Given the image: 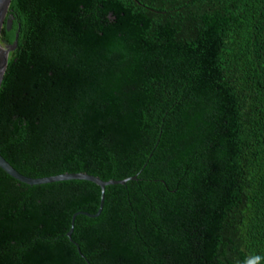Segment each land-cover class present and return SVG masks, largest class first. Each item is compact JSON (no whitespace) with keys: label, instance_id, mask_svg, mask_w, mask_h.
<instances>
[{"label":"trees","instance_id":"16d2710c","mask_svg":"<svg viewBox=\"0 0 264 264\" xmlns=\"http://www.w3.org/2000/svg\"><path fill=\"white\" fill-rule=\"evenodd\" d=\"M0 264H264V0H11ZM72 229L71 238L67 234Z\"/></svg>","mask_w":264,"mask_h":264},{"label":"water","instance_id":"95a60500","mask_svg":"<svg viewBox=\"0 0 264 264\" xmlns=\"http://www.w3.org/2000/svg\"><path fill=\"white\" fill-rule=\"evenodd\" d=\"M11 0H0V85L7 67V63L9 60V56L15 50L17 45V36L15 38V34L18 30V26L16 24L15 19L8 13V9L10 6ZM0 169L6 173L9 177L13 178L14 180L18 181L19 183L28 185V186H40V185H47L53 184L58 182L64 181H71V180H81L91 182L97 185L101 190L100 196V208L95 215H89L86 213H78L73 216L71 225H74V219L77 215H84L89 218H96L99 216L102 210L103 202H104V189L107 186H115V185H124L128 180H134V178L127 179L124 181H108L104 182L100 179L86 175V174H63L54 177H46L40 179H31L27 178L20 173H18L9 163L0 155ZM72 229L67 234L68 238H71Z\"/></svg>","mask_w":264,"mask_h":264},{"label":"clouds","instance_id":"9594fccd","mask_svg":"<svg viewBox=\"0 0 264 264\" xmlns=\"http://www.w3.org/2000/svg\"><path fill=\"white\" fill-rule=\"evenodd\" d=\"M260 259V257H254L251 264H259Z\"/></svg>","mask_w":264,"mask_h":264}]
</instances>
